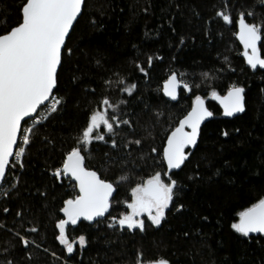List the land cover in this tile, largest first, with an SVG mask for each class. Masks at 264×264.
<instances>
[{
	"label": "trees",
	"instance_id": "16d2710c",
	"mask_svg": "<svg viewBox=\"0 0 264 264\" xmlns=\"http://www.w3.org/2000/svg\"><path fill=\"white\" fill-rule=\"evenodd\" d=\"M22 3L0 0V17L7 15L9 27L18 22ZM86 4L85 18L74 26L68 41L73 54L65 57L60 74L58 95L67 104L35 129L26 166L15 173L19 183L9 177L0 189V224L5 225L0 227V264L8 260L13 264H134L138 251H143L145 259L159 255L171 264H264V236L245 237L231 227L240 211L264 198V69L247 65L237 40V24L227 25L216 16L227 5L234 19L239 10L250 7L264 13V6L259 0H86ZM93 17L101 28L89 24ZM260 46L264 54V40ZM149 56L152 66L144 76L137 65L148 67ZM172 72L191 87V91L182 87L176 103L163 94ZM116 74L136 83L131 96L116 90ZM109 78L110 88L105 85ZM231 84L245 88L246 108L241 116L225 119L209 99L213 89L224 95ZM103 95L120 104L122 118L135 125L134 133L120 131L118 142L143 140L141 148L122 147L119 153L102 141L84 150L86 166L116 186L109 210L116 217L130 212L125 202H131L135 183L154 171H166L162 153L167 135L190 111L196 95L208 101L214 117L201 129L197 148L185 165L174 172L173 178L179 181L174 204H183V209L170 208L159 228L149 226L143 233L112 229L107 215L99 225L81 221L68 227V238L77 240L84 234L89 244L83 250L77 244L69 256L56 239L55 225L63 218L59 211L63 200L76 190L73 181L61 183L51 170L62 166L89 111ZM122 100L127 103L121 104ZM225 130L227 137L222 135ZM121 176L130 179L121 182ZM17 211H23V216L18 217ZM145 222L150 225L147 218ZM33 226L37 232L29 231ZM17 231L40 247H25Z\"/></svg>",
	"mask_w": 264,
	"mask_h": 264
},
{
	"label": "snow or ice",
	"instance_id": "6c2138e0",
	"mask_svg": "<svg viewBox=\"0 0 264 264\" xmlns=\"http://www.w3.org/2000/svg\"><path fill=\"white\" fill-rule=\"evenodd\" d=\"M259 2L264 6V0ZM86 9V0H23L19 5V20L15 25L9 27L6 14L0 17V27L5 29L0 31V186L8 183L9 177L14 184L19 183V177L15 173L26 166L25 158L34 141L35 129L46 123L53 114L62 112L67 104V100L58 95L60 74L65 57L73 54V49L68 46L70 34L74 31V26L85 18ZM144 11L147 12L148 9L145 8ZM216 16L227 25H238L236 35L243 45L242 55L247 65L252 70H257L258 67L264 69V54L260 46L264 40V13L258 14L255 7H250L239 10L234 19L231 5H227L226 8L217 10ZM89 24L94 28L102 27L94 17L89 19ZM152 61L153 57L149 56L148 67L138 64V71L147 76ZM99 63L98 60L97 64ZM116 75V90L131 96L137 89L136 83ZM112 84L111 78L105 80L107 87L110 88ZM181 86L191 91L190 85L178 79L176 72H172L164 82L163 92L175 100ZM89 91L95 94V89ZM211 98L222 106V115L225 117L245 112V88L241 85L231 84L225 95L213 89ZM120 103L126 104L127 101L122 100ZM38 110L45 113L42 118L39 117ZM123 114L120 104L113 103L108 95L101 96L96 107L89 111L76 145L67 151L62 166L51 170L57 181L62 183L67 179L75 182L72 186L76 194L63 200V206L59 209L63 218H59L55 225L59 230L56 239L69 256L77 250V244L80 250L89 244L84 234L79 235L77 240L68 238V227L76 226L82 220L99 225L105 222L107 215L108 227L132 232L139 230L143 233L149 226L159 228L170 208H175L176 211L183 209V204H174L179 181L173 178V170H179L185 165L191 155L186 149L197 147L201 125L214 116L206 106L205 98L196 95L191 110L167 135L162 153L166 171H154L147 178L135 183L131 187V202H125L131 211L116 217L109 213L116 186L101 178L97 170L87 167L83 153L84 150H91L94 141L110 144L111 149L117 153L122 147L128 150L133 146L141 148V138H125L118 142L116 137L120 131L135 132L133 120L122 118ZM156 115L159 117L160 113ZM29 120L32 121L31 126H28ZM148 135L151 136L150 130ZM222 135L227 137L229 132L225 130ZM156 151L155 147L151 148L152 153ZM108 158L114 159L111 156ZM129 179L128 176L120 177L121 182ZM8 194V191L4 192V196ZM42 195L47 197V192ZM3 211L7 213L9 209L5 207ZM16 215L22 217L23 211H17ZM238 215V222L231 225L235 232L245 237L253 233L264 234V198L240 211ZM145 216L150 225L146 224ZM0 227L5 225L0 224ZM29 231L37 232L38 228L33 226ZM15 235L20 237L25 247L30 244L40 247L35 240L29 241L21 236L19 231ZM4 251L7 252V249ZM52 255L56 256V253L53 252ZM6 264L13 262L8 260ZM134 264L171 262L159 255L145 259L143 251H138Z\"/></svg>",
	"mask_w": 264,
	"mask_h": 264
},
{
	"label": "water",
	"instance_id": "95a60500",
	"mask_svg": "<svg viewBox=\"0 0 264 264\" xmlns=\"http://www.w3.org/2000/svg\"><path fill=\"white\" fill-rule=\"evenodd\" d=\"M237 32H238V25H237ZM237 40H238V42H239V44H240V46L242 47V49H243V45H242V43L240 42V40H239V38H238V36H237ZM244 50V49H243ZM182 89V86L178 89V95H177V99H175V100H172L170 97H168V96H166L165 94H164V92H163V94H164V97H165V99L166 100H168L169 102H171V103H176L177 101H178V99H179V95H180V90ZM226 94V93H225ZM224 94V95H225ZM209 100H211L212 102H214V103H216L218 106H219V108L222 110V112H223V108H222V106L219 104V102L218 101H216V100H213L211 97H210V99ZM205 103H206V106H207V103H208V101L205 99ZM193 105V104H192ZM43 107V106H42ZM191 110V109H190ZM40 110H38V112H39ZM243 113H239V114H237L236 116H233V117H225V116H223V118H225V119H234V118H236V117H239V116H241ZM214 117V116H213ZM213 117H211V118H208L207 120H205L204 121V123L201 125V129L203 128V126L206 124V123H208L209 121H211L212 119H213ZM29 121H31V120H29ZM198 142H199V140H198ZM198 145V144H197ZM165 146H166V143H165ZM197 148V147H196ZM195 148V149H196ZM195 149H186V151H190L191 152V154L195 151ZM190 157V156H189ZM186 163V162H185ZM166 166V165H165ZM184 166V165H183ZM182 166V167H183ZM182 169V168H181ZM181 169H179V170H181ZM179 170H173V172H177V171H179ZM74 182V181H73ZM75 183V182H74ZM1 187L2 186H0V189H1ZM115 196H116V191L113 193V198H112V200L115 198ZM83 221V220H82ZM86 222H88V221H86ZM240 234V233H239ZM242 235V234H241ZM258 236H264V234H260V233H253V234H250V236L249 237H258Z\"/></svg>",
	"mask_w": 264,
	"mask_h": 264
},
{
	"label": "built area",
	"instance_id": "2783aa9c",
	"mask_svg": "<svg viewBox=\"0 0 264 264\" xmlns=\"http://www.w3.org/2000/svg\"><path fill=\"white\" fill-rule=\"evenodd\" d=\"M44 115H45V113L42 110H40L39 117L42 118ZM30 124H32V121H30Z\"/></svg>",
	"mask_w": 264,
	"mask_h": 264
},
{
	"label": "rangeland",
	"instance_id": "374dc122",
	"mask_svg": "<svg viewBox=\"0 0 264 264\" xmlns=\"http://www.w3.org/2000/svg\"><path fill=\"white\" fill-rule=\"evenodd\" d=\"M40 112V111H39ZM95 142V141H94ZM131 211V210H130ZM147 218L146 216L144 217V219Z\"/></svg>",
	"mask_w": 264,
	"mask_h": 264
}]
</instances>
